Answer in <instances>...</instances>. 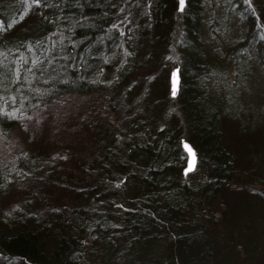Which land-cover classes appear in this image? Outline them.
<instances>
[{
  "label": "trees",
  "instance_id": "16d2710c",
  "mask_svg": "<svg viewBox=\"0 0 264 264\" xmlns=\"http://www.w3.org/2000/svg\"><path fill=\"white\" fill-rule=\"evenodd\" d=\"M184 2L0 0V137L49 105L65 136L1 164L0 264H264V151L223 132L264 125V0Z\"/></svg>",
  "mask_w": 264,
  "mask_h": 264
},
{
  "label": "rangeland",
  "instance_id": "374dc122",
  "mask_svg": "<svg viewBox=\"0 0 264 264\" xmlns=\"http://www.w3.org/2000/svg\"><path fill=\"white\" fill-rule=\"evenodd\" d=\"M256 82H261V77L254 78ZM92 94H89L88 97H67L68 101L81 103L85 107L88 103L95 101V98L91 96ZM89 99L91 101H89ZM94 100V101H93ZM89 101V102H88ZM53 104V103H52ZM95 109L96 113H99L101 117H105L102 110L104 108H107L105 105H99V107H90ZM100 110H97V109ZM230 114V113H229ZM54 115V109L53 105L45 106L40 113H34L32 116L24 117L22 120H20L15 126L13 127L11 131V135L8 137H0V166L1 164L7 163L10 159H12L13 151L15 150L17 153L21 152L22 146H29L31 144H37L39 146H45V147H52L54 150L57 149L56 143L59 140H65V136H61L60 138H57V134H54L52 131V126L54 125L55 117ZM84 117L83 115L80 117ZM230 117V116H229ZM235 118V116H234ZM226 120L223 123V132L225 133V141L228 143H235L236 145L241 146V148L255 146L256 148H259V145L262 146L264 151V125L261 129H249L248 126L245 127L244 131H239L238 125L235 121L231 120L230 118H225ZM54 128V127H53ZM245 134V135H244ZM55 137L57 140H55ZM59 139V140H58ZM71 144V143H70ZM30 147V146H29ZM70 154V152H69ZM72 153L68 155V152L66 153H59L58 155L54 156V158L58 161L57 168L58 170L62 171L63 168H67L71 170V167L69 166L70 163H73L76 157H71ZM246 156L243 158V161H240V164L246 163L245 161ZM249 158V157H248ZM50 160V158H49ZM241 167V165H239ZM253 179V177H251ZM16 179V178H15ZM251 180V179H249ZM9 182V181H8ZM10 188L8 190V196L6 199L10 200V203H13L15 201H19L22 199L23 193L28 190V185L32 184L31 180H28V182H22L16 183L13 180H11ZM10 183V182H9ZM52 192L58 193L60 190L51 189ZM63 194H66V192L63 190ZM248 193H251L249 191H242L241 188H234L230 186L227 190V197H226V205L230 209V213L234 215V202L238 197H234V194H242L244 196L243 199L249 202V200L253 201V196H250ZM240 196V195H239ZM241 196V197H243ZM233 197V198H231ZM10 198V199H9ZM247 198V199H246ZM224 206V205H222ZM226 206V207H227ZM225 207V206H224Z\"/></svg>",
  "mask_w": 264,
  "mask_h": 264
},
{
  "label": "water",
  "instance_id": "95a60500",
  "mask_svg": "<svg viewBox=\"0 0 264 264\" xmlns=\"http://www.w3.org/2000/svg\"><path fill=\"white\" fill-rule=\"evenodd\" d=\"M181 4V0H179V6L178 10H181L183 5ZM180 79H179V74H178V68L175 67L172 69L169 75V88H170V94L171 96H175L178 87H179ZM175 92V94H173ZM181 146L186 154V165L183 170L184 174L189 173L194 170L195 165H196V153L194 148L191 146V144L185 140L182 141ZM187 146V147H186ZM191 168V170H189Z\"/></svg>",
  "mask_w": 264,
  "mask_h": 264
},
{
  "label": "snow or ice",
  "instance_id": "6c2138e0",
  "mask_svg": "<svg viewBox=\"0 0 264 264\" xmlns=\"http://www.w3.org/2000/svg\"><path fill=\"white\" fill-rule=\"evenodd\" d=\"M37 2H38V0H37ZM181 4H183V0H181ZM173 94H175V92H174ZM186 147H187V146H186ZM189 170H191V168H190Z\"/></svg>",
  "mask_w": 264,
  "mask_h": 264
},
{
  "label": "bare ground",
  "instance_id": "6f19581e",
  "mask_svg": "<svg viewBox=\"0 0 264 264\" xmlns=\"http://www.w3.org/2000/svg\"><path fill=\"white\" fill-rule=\"evenodd\" d=\"M170 75V74H169ZM184 170V169H183Z\"/></svg>",
  "mask_w": 264,
  "mask_h": 264
}]
</instances>
